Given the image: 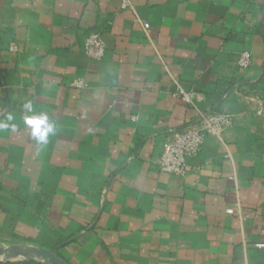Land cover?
I'll list each match as a JSON object with an SVG mask.
<instances>
[{"label": "crops", "instance_id": "crops-1", "mask_svg": "<svg viewBox=\"0 0 264 264\" xmlns=\"http://www.w3.org/2000/svg\"><path fill=\"white\" fill-rule=\"evenodd\" d=\"M91 33L101 61L83 55ZM26 100L57 123L44 148ZM211 111L229 116L220 134L182 175L160 172L172 134ZM8 113L0 251L15 258L0 264L25 250L58 264H264V0H0Z\"/></svg>", "mask_w": 264, "mask_h": 264}, {"label": "built area", "instance_id": "built-area-1", "mask_svg": "<svg viewBox=\"0 0 264 264\" xmlns=\"http://www.w3.org/2000/svg\"><path fill=\"white\" fill-rule=\"evenodd\" d=\"M143 27L148 29V24H144ZM10 51L16 52L17 48L10 47ZM82 52L90 60L101 61L105 54V43L101 34H89L84 39ZM250 64V54L248 52L240 54L237 60L238 67L246 69ZM71 86L81 89L85 86V82L77 78L71 83ZM177 95L187 103H190L193 98V94L185 93L180 89H178ZM228 120L227 114L211 111L203 116L201 127H187L174 132L171 140L163 146L161 155L157 160L160 172L175 176L182 175L187 160L198 155L206 138L217 137ZM227 213H231V211Z\"/></svg>", "mask_w": 264, "mask_h": 264}, {"label": "clouds", "instance_id": "clouds-1", "mask_svg": "<svg viewBox=\"0 0 264 264\" xmlns=\"http://www.w3.org/2000/svg\"><path fill=\"white\" fill-rule=\"evenodd\" d=\"M23 108L29 113L23 120L25 127L29 130V136L38 147H46L58 133L56 121L47 112L37 113L32 100H26ZM16 128V118L11 113L0 119V132L14 131Z\"/></svg>", "mask_w": 264, "mask_h": 264}, {"label": "water", "instance_id": "water-1", "mask_svg": "<svg viewBox=\"0 0 264 264\" xmlns=\"http://www.w3.org/2000/svg\"><path fill=\"white\" fill-rule=\"evenodd\" d=\"M20 257H21V259H24V260H32L34 258L39 257L40 259L47 261L50 264H58V262L53 257H50L47 254H45L43 252L36 251V250H34V251L25 250V252L23 254H21ZM13 258H15V255H13L12 253L7 252V251H2V250L0 251V259L2 261L10 260Z\"/></svg>", "mask_w": 264, "mask_h": 264}, {"label": "rangeland", "instance_id": "rangeland-1", "mask_svg": "<svg viewBox=\"0 0 264 264\" xmlns=\"http://www.w3.org/2000/svg\"><path fill=\"white\" fill-rule=\"evenodd\" d=\"M24 262H27V263H34V264H50L49 262L44 261V260L40 259L39 257L34 258V259H32V260H23V263H24Z\"/></svg>", "mask_w": 264, "mask_h": 264}, {"label": "trees", "instance_id": "trees-1", "mask_svg": "<svg viewBox=\"0 0 264 264\" xmlns=\"http://www.w3.org/2000/svg\"><path fill=\"white\" fill-rule=\"evenodd\" d=\"M18 264H34V263H27V262H24V263H18Z\"/></svg>", "mask_w": 264, "mask_h": 264}]
</instances>
